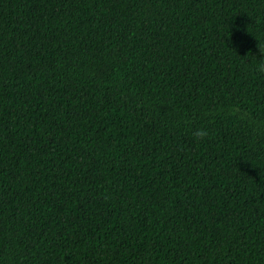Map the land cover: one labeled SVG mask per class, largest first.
Here are the masks:
<instances>
[{"label": "trees", "instance_id": "trees-1", "mask_svg": "<svg viewBox=\"0 0 264 264\" xmlns=\"http://www.w3.org/2000/svg\"><path fill=\"white\" fill-rule=\"evenodd\" d=\"M0 264H264V0H0Z\"/></svg>", "mask_w": 264, "mask_h": 264}, {"label": "clouds", "instance_id": "clouds-1", "mask_svg": "<svg viewBox=\"0 0 264 264\" xmlns=\"http://www.w3.org/2000/svg\"><path fill=\"white\" fill-rule=\"evenodd\" d=\"M196 135L198 136V137H203V136H205L206 135V133L205 132H203V131H198L197 133H196Z\"/></svg>", "mask_w": 264, "mask_h": 264}]
</instances>
